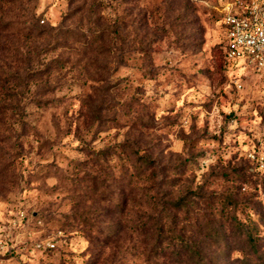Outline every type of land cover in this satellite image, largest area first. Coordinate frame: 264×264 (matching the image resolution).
Listing matches in <instances>:
<instances>
[{"label": "rangeland", "instance_id": "obj_1", "mask_svg": "<svg viewBox=\"0 0 264 264\" xmlns=\"http://www.w3.org/2000/svg\"><path fill=\"white\" fill-rule=\"evenodd\" d=\"M224 1L0 0V264H194L189 213L264 264V74L225 60Z\"/></svg>", "mask_w": 264, "mask_h": 264}, {"label": "trees", "instance_id": "obj_2", "mask_svg": "<svg viewBox=\"0 0 264 264\" xmlns=\"http://www.w3.org/2000/svg\"><path fill=\"white\" fill-rule=\"evenodd\" d=\"M148 157L149 156L144 157L146 161L145 164L148 163ZM140 165L141 166L139 167V170H142L143 166L142 164ZM186 193H192L189 199L187 197H182L172 202L166 201V205L165 207H163V210H161V213L163 214V212H167L168 214H170L173 210H184L189 213V206L191 205V202H194V198L191 197L200 194L190 187H187ZM229 202L232 206H237V202L232 198L229 199ZM156 203L157 202H153L152 207H154ZM225 205L226 204H224V206H221L223 207L221 210V214H224L225 212L223 211L226 210L224 208L228 207ZM161 213L160 215H162ZM231 218L236 220L235 216H232ZM161 219L162 218L158 217L154 222V224L157 223V227L159 226L160 235L163 232L166 233V230L163 229V222H160ZM186 219L190 227L189 230L193 231V237L191 239L182 241L185 242L183 243L182 247L185 248V256L188 261H193L194 264H222V262L218 260V257L228 250V247L231 244V242L228 241V238H233L232 233H230L229 227L225 226L224 223H219V220H217V222H213L211 218L206 219L203 216H197L192 213H189L186 216ZM167 223L171 226L170 231L174 234L175 230L173 229V226H175L177 223L176 217L171 216L169 222ZM233 226L238 228V231L235 232V234L241 240V246L238 247L245 252V255L241 260L243 261V264L262 263L258 260L261 254H259L257 236H255L254 234L253 227L245 226L244 224H241L238 220H236ZM160 235L157 237L154 244H156V242L162 237ZM178 237L179 236H176L177 239ZM166 247L168 249H172L174 247V243H168ZM206 253L211 254L210 259L205 258L207 256Z\"/></svg>", "mask_w": 264, "mask_h": 264}, {"label": "built area", "instance_id": "obj_3", "mask_svg": "<svg viewBox=\"0 0 264 264\" xmlns=\"http://www.w3.org/2000/svg\"><path fill=\"white\" fill-rule=\"evenodd\" d=\"M221 13L228 65L237 67L244 61L264 74V0H225Z\"/></svg>", "mask_w": 264, "mask_h": 264}]
</instances>
